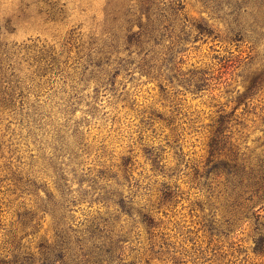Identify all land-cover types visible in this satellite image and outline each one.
Returning a JSON list of instances; mask_svg holds the SVG:
<instances>
[{"label": "trees", "instance_id": "16d2710c", "mask_svg": "<svg viewBox=\"0 0 264 264\" xmlns=\"http://www.w3.org/2000/svg\"><path fill=\"white\" fill-rule=\"evenodd\" d=\"M19 1L23 16L34 6L48 22L66 19L59 0ZM195 1L207 19L189 20L183 0H104L99 32L71 28L56 44L9 43L1 30L11 21L0 25V264H206L213 257L235 264L234 228L246 226L250 264H264V114L254 102L264 89V0ZM207 37L238 53L184 69L189 44ZM242 64L245 75L237 72ZM135 74L155 83L161 110L127 100L123 80ZM239 76L242 90L233 86ZM108 94L138 114L139 151L132 143L114 154L105 140L92 145L86 137ZM185 94L209 96L213 109L195 162L183 152ZM148 131H160L164 144L149 142ZM139 157L150 171L146 183L137 177ZM191 189L203 246L181 222L167 226ZM83 203L86 211L75 216ZM178 236L190 245L177 244Z\"/></svg>", "mask_w": 264, "mask_h": 264}, {"label": "rangeland", "instance_id": "374dc122", "mask_svg": "<svg viewBox=\"0 0 264 264\" xmlns=\"http://www.w3.org/2000/svg\"><path fill=\"white\" fill-rule=\"evenodd\" d=\"M65 3V8L67 12L66 19L60 23L48 22L44 17L37 13L36 7L31 6L29 14L23 16L19 10L20 1L19 0H0V25H3L6 20L11 21V30L2 29L3 40L9 43H22L26 42L29 38L38 37L39 39L46 41L51 44H56L62 41V39L67 35V32L71 28L76 27V31H81L84 34H89L90 32H99L101 27V22L103 19V4L104 0H59ZM183 12L188 17L189 20H200L201 18H208L206 12L202 11V8L196 3L195 0H183ZM211 23L212 20H209ZM211 37H207L205 40H198L189 44V50L183 57L184 64L183 68L192 67H208L213 66L216 63L215 56H220L227 54L228 50L232 51L233 54H237L238 51L234 45L225 48V42L220 40L211 41ZM192 45V46H191ZM242 50H246V47H242ZM256 53H252L253 56H257ZM246 53L242 52L241 55L244 56ZM243 62H248L247 59ZM255 65H258L255 64ZM237 72L242 75L247 74V66L241 65ZM242 77H235L233 86L236 85L240 90L243 89V84L241 82ZM125 83V92L127 93V100L134 101L135 108L139 110H148L150 107L158 108L161 110L162 100L159 97L158 89L153 81H145L144 77H139L137 74L134 75V79L131 81L123 80ZM218 90L213 92L214 97H217ZM183 101V112L185 114V119L187 123L184 125L183 132V152L187 154L192 162H195L201 158L204 154L205 142L208 135V124L209 119L212 115L213 109L209 106V96L193 97L190 94L181 95ZM223 101V98H219ZM257 105V112L259 115L264 114V89L258 94L256 100H254ZM99 105L97 106L98 112L95 119H89V124L85 127L86 137L92 145H96L97 142L105 140L104 144L107 146L108 151L118 154L120 151L126 149L127 145H132L139 151V144L137 141V129H138V114L136 112H131L127 108H123V103L119 102L113 98L110 94L101 95L99 97ZM262 111V112H261ZM80 113L78 112L77 115ZM114 121L112 122V119ZM246 119H256L252 115L245 116ZM113 123V124H112ZM248 126H251V122H247ZM14 129V133H18L17 127L14 125L10 126ZM3 126L0 125V130ZM251 131V129L249 128ZM4 134V131H0V135ZM259 132L256 130L249 135L248 144L251 148H254L257 144L252 142ZM145 136L148 137L149 142L155 144H164L163 137L160 135V131H157L153 137L150 132H145ZM4 140L7 137L3 138ZM172 154L167 155L168 159H171ZM140 165L137 167L136 172L141 173L137 177L141 179L142 183L148 182L144 177L150 175L148 165L143 164L141 157L138 158ZM181 180H178L181 183ZM182 188L186 189L184 184H181ZM152 188V187H149ZM150 191V189H149ZM148 192V191H147ZM4 202L11 199V196H4ZM196 199L195 190L191 189L188 192L187 200H183L181 204L176 207L174 212V217L167 224L169 228H172L173 223L176 221L181 222L185 225V229H189L192 232L188 234L196 244L204 245L206 238L203 236L201 226V218L199 212H189L190 203ZM85 203L80 204L79 210L75 211L73 214L75 216H80L86 210ZM16 208L14 205H10L7 209V213H3L4 222H8L13 216L12 211ZM5 209V207H3ZM75 209V208H74ZM81 209V210H80ZM194 214L199 217L196 218ZM44 227V226H43ZM238 227L234 228V237L232 240L237 243L233 248L239 250L235 252V264H250L254 259V254L252 253L250 247L252 240L250 238V228L249 226L238 230ZM42 232V231H41ZM181 244L184 247L190 245L189 241H182V238L178 236L177 244ZM186 243V244H185ZM218 260L214 257L212 261L206 264H218Z\"/></svg>", "mask_w": 264, "mask_h": 264}]
</instances>
